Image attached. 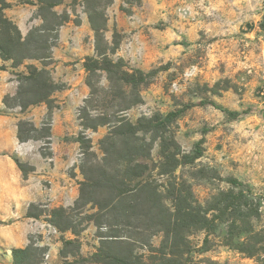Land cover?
<instances>
[{"label":"rangeland","instance_id":"rangeland-1","mask_svg":"<svg viewBox=\"0 0 264 264\" xmlns=\"http://www.w3.org/2000/svg\"><path fill=\"white\" fill-rule=\"evenodd\" d=\"M7 1L6 14L29 27L24 36L36 32L46 41L43 53L52 58L17 67L0 60V264H13V249L29 245L45 264L92 259L101 239L114 234L112 213L102 211L99 224L98 208L81 200L83 182L115 174L106 137L121 117L137 123L180 110L159 135L177 141L181 165L173 175L159 174L169 165L160 139L151 141L152 160L144 161L162 191L176 178L215 220V229L189 235L187 264H264V0H64L48 10L36 0ZM91 17L105 24L98 36ZM97 47L130 69L152 73L140 103L128 106L134 95L106 71L86 70ZM28 63L44 66L59 88L51 110L43 102L18 104ZM20 123L32 139H19ZM156 133L140 136L149 141ZM115 140L121 147L120 136ZM94 197L105 201L109 189ZM142 206L137 211L149 205ZM56 207L66 209L71 229L50 222ZM124 222L115 227L125 236L144 225L139 216L131 226ZM134 237L155 247L163 239L160 233ZM136 252L152 254L143 245Z\"/></svg>","mask_w":264,"mask_h":264},{"label":"trees","instance_id":"trees-1","mask_svg":"<svg viewBox=\"0 0 264 264\" xmlns=\"http://www.w3.org/2000/svg\"><path fill=\"white\" fill-rule=\"evenodd\" d=\"M36 1L40 6H43V9L48 10V8L52 9L61 4L64 0ZM9 7H11V3L7 0H0V58L3 61L11 60L13 67L25 64L26 60L52 58L51 54L43 53V50L49 51V45L46 41L39 40L36 37V32L23 35L17 23L6 14L5 10ZM65 21L66 19L57 25L62 26ZM91 22L97 36L100 35L101 31L105 29V24L104 26L96 24L92 17ZM109 52L114 53L115 50L110 49ZM25 66L28 69V74L23 75L21 90L17 93L21 97V102L18 104L27 108L43 102L51 110V105L55 102L53 93L59 88L48 75L44 66L39 68L31 63ZM84 66L88 72L106 71L109 79L111 82H115L116 86H120L122 90L130 89L134 98L129 104L126 103L128 106L140 103L141 90L151 83V72H145L142 69H130L123 59L115 61L109 57L107 52H100L98 47L97 55L88 56ZM181 113V110L171 111L161 117L140 119L137 123L125 122V118L121 117L118 130L106 137L110 141L111 148H105V152L107 155H111V159L116 164L113 165L115 174L107 175L106 173L103 179L83 182L81 200H85L86 204H92L94 208H98L94 216L99 224L104 223L102 211L106 210L112 213L113 222L109 225L114 234L104 236L97 251L93 253L92 259L85 257L79 261L80 263L187 264L192 253L189 235L195 230L210 231L216 228L215 220L208 216L207 210L191 200L190 194L186 193L184 184L181 185L175 178V181H172L170 186L162 191L160 189L162 185L156 183L152 169L144 161L145 159L152 160L151 141L160 139L161 157L168 160L169 165L168 168L162 169L159 174L173 175L175 173L181 165L178 158L181 149L177 141L170 142L163 135H159V132L162 126L172 123ZM22 123H20L19 139L21 141L32 139L33 136L23 131L22 125L24 123ZM153 130L157 133L151 134L149 141L147 137L140 136V134L149 133ZM46 136H52L51 128H48ZM115 136H120L121 147L118 146V140H115ZM77 141L84 143L83 137ZM105 141V139L102 140L103 143ZM82 149L86 148L83 146ZM18 164L22 168V164L19 162ZM22 170L24 171L23 168ZM24 174L26 175L25 171ZM106 187L109 189V197L105 201H100L94 197L99 189ZM143 194L145 198L142 197ZM142 204H148V209L145 212L137 211V208ZM66 213L64 207H56L52 210L50 222L59 230L65 231L72 228L70 223L66 219L64 220L68 217ZM136 216L144 220V225L138 226L137 229L141 230L136 231L133 235H122L121 230L115 227L123 223L124 219V224L131 226L133 224L132 218ZM141 232L154 235L162 234L163 239L160 246L155 247L149 241H142L134 237V234L138 236ZM119 245H123V247ZM141 245L146 246L152 254L137 253L136 250ZM38 255L39 252L32 245L26 248H14L12 251L13 264H45Z\"/></svg>","mask_w":264,"mask_h":264},{"label":"crops","instance_id":"crops-1","mask_svg":"<svg viewBox=\"0 0 264 264\" xmlns=\"http://www.w3.org/2000/svg\"><path fill=\"white\" fill-rule=\"evenodd\" d=\"M119 14V16H120V13H118ZM9 16H10V18H12L16 23H17V25L19 26V28L21 29V31H22V33L23 34H26L28 31H29V27H27L26 25H25V23H23V22H21L20 21V19H18L15 15H13L12 13H9ZM84 23V22H83ZM86 26V25H85ZM89 34H91V31H89ZM58 56H61V54H58ZM58 56H56V58L58 57ZM66 58L67 57H65V60H66ZM0 60H2V59H0ZM3 61V60H2ZM64 63L63 62H60V66L61 65H63ZM73 90H71V91H69V93L70 92H72ZM59 115H58V113H55V121H57V117H58Z\"/></svg>","mask_w":264,"mask_h":264},{"label":"built area","instance_id":"built-area-1","mask_svg":"<svg viewBox=\"0 0 264 264\" xmlns=\"http://www.w3.org/2000/svg\"><path fill=\"white\" fill-rule=\"evenodd\" d=\"M55 231H57V230L55 229Z\"/></svg>","mask_w":264,"mask_h":264}]
</instances>
